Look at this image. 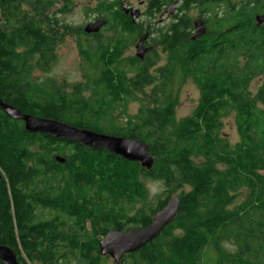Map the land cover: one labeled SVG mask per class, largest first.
Wrapping results in <instances>:
<instances>
[{"label": "trees", "instance_id": "obj_1", "mask_svg": "<svg viewBox=\"0 0 264 264\" xmlns=\"http://www.w3.org/2000/svg\"><path fill=\"white\" fill-rule=\"evenodd\" d=\"M228 4L222 18L213 15L214 33L183 46L187 23L174 25L164 67L158 56L145 62L123 58L134 29L124 20L107 21L122 31L94 35L93 44L78 42L84 82L70 87L30 77L33 67L48 70L57 34L28 27L20 41L27 39L30 49L17 52L16 38L0 32L3 103L141 142L154 157L146 171L106 151L29 134L0 109V247L19 264H106L98 245L108 232L148 227L184 188L175 219L122 264H264V25L255 22L264 16V0ZM257 78L261 84L253 95ZM187 79L197 87L198 104L175 122L176 93ZM147 89V99H138L136 92ZM137 101L138 113L127 116L126 104ZM232 114L239 141L230 148L220 131ZM140 178L164 187L149 204ZM242 191L244 200L233 206ZM138 204L146 212L131 217ZM220 241L233 244L235 252H226ZM209 246L212 263L204 259Z\"/></svg>", "mask_w": 264, "mask_h": 264}, {"label": "flooded vegetation", "instance_id": "obj_2", "mask_svg": "<svg viewBox=\"0 0 264 264\" xmlns=\"http://www.w3.org/2000/svg\"><path fill=\"white\" fill-rule=\"evenodd\" d=\"M90 1L94 4L86 11L87 24L97 21H105L106 23L95 35L103 36L102 32L110 29L114 35L116 33L115 28L119 32L122 31L119 24L116 26L109 25L107 22L109 20L129 22L134 29L132 45L135 44V49L139 48L142 58L137 57L136 54L127 58H137V60L145 62L152 55L159 58L163 56L165 64L159 67H164L168 62L169 51L166 44L174 25H178V28L181 29L182 20L187 23L186 39L180 41V46H183L185 41H192L198 24L204 29V34L200 38L214 33V30L211 29L214 25L213 15L217 14L220 18L229 10V0H218L216 6L210 4L208 0H146L140 1L137 6H134L130 0ZM71 7L73 6L67 0H0V32L16 38L14 49L17 52H26L30 49L27 39L20 41L23 36H28V27L34 31L40 27L42 34L48 35L50 32L48 36L52 38H54V34H57L53 43V51L68 35H74L78 39L86 41L94 34L86 35L83 27L73 28L62 22L64 14L68 13ZM39 14H42L41 17ZM151 21H157L156 25L160 24L162 28L153 31L154 25L150 24ZM157 36L160 39L159 45L158 48L154 49L150 45ZM129 40L127 39V42Z\"/></svg>", "mask_w": 264, "mask_h": 264}, {"label": "water", "instance_id": "obj_3", "mask_svg": "<svg viewBox=\"0 0 264 264\" xmlns=\"http://www.w3.org/2000/svg\"><path fill=\"white\" fill-rule=\"evenodd\" d=\"M257 26L264 24V16L255 18ZM105 21H97L84 29L86 35H95L105 26ZM204 34L201 25H196V33L192 41ZM137 57L142 58L139 48ZM1 111L10 119L20 121L25 132L29 134H44L53 139L64 142H75L89 150H100L111 153L121 159L138 163L142 169L149 171L154 165V157L149 152V147L141 142L127 138L101 135L92 131L79 129L55 120L42 119L24 114L16 108L0 100ZM59 164L65 160L56 158ZM1 179V176H0ZM180 199L171 197L166 207L158 212L146 228L131 229L127 232L110 231L99 242V253L102 257L110 258L114 264H121L124 256L137 252L153 242L162 231L175 219L179 212ZM0 262L2 264H19L16 256L7 248L0 247Z\"/></svg>", "mask_w": 264, "mask_h": 264}, {"label": "rangeland", "instance_id": "obj_4", "mask_svg": "<svg viewBox=\"0 0 264 264\" xmlns=\"http://www.w3.org/2000/svg\"><path fill=\"white\" fill-rule=\"evenodd\" d=\"M71 3L73 7H71L70 11L66 14H64L62 18V22L70 25L73 28H81L84 29L91 24H94L95 22L88 23V18L86 16V11L94 3H92L90 0H67ZM131 3L134 6H137V4L140 1H146V0H130ZM238 0H234L236 2ZM157 21H151L150 24H153V31L160 30L162 28V25L158 24L156 25ZM149 24V23H148ZM113 31L110 30H104L102 32L103 37H112ZM159 38L158 36L153 39L154 42H151V47L158 48L159 45ZM92 41L91 38H88V40H80L74 35H68L64 37L62 42H60L55 50L53 51V61L50 63V66L47 71H41L37 69L36 67H33L30 73L31 80L33 81H47L52 80L55 82L57 86H61L62 84H65L67 86H72L77 83L84 82V71H83V62L79 56L78 53V42L80 43H86ZM93 42V41H92ZM90 42V44H93ZM137 53V49H135L134 45H127V48L123 52V58L125 57H132ZM143 53V51H142ZM165 64V58L163 56L160 57V62L158 63V66ZM261 84V79L257 78L252 81L250 86V92L254 95L258 89V87ZM149 94V89L145 90V92H136V96L138 99L143 100L147 99ZM177 98V104L175 107V113H174V121L179 122L183 120L184 118L190 116L193 111L195 110L198 99H199V92L197 90V87L193 83L191 79L185 80L184 84L179 87L176 93ZM148 106L151 105V101L148 100ZM140 109V103L137 102H129L126 104V115L127 116H135ZM222 129L220 131V135L227 140V143L230 148H232L237 142L239 141L236 127H235V121H234V114H232L230 117L223 119L222 121ZM139 181L143 184L144 189L146 191L147 195V204L150 202H153L155 197L162 194L164 191V187L161 182L158 181H152V180H143L142 178L139 179ZM187 189H181L177 191L172 197L176 196L179 198L180 194L182 192H186ZM244 191H242L240 194L237 195V197L234 200V205L240 204L244 200ZM147 206L145 209L142 205L138 204L134 207V211L130 213L131 217L135 216L138 213H141L142 211L146 212ZM220 246L225 249L228 253H234L235 247L233 244L228 242H219ZM204 259L208 262L212 263L215 259V253L212 248V246H209L205 252ZM106 264H114V262L110 258H106ZM122 264V263H121Z\"/></svg>", "mask_w": 264, "mask_h": 264}]
</instances>
